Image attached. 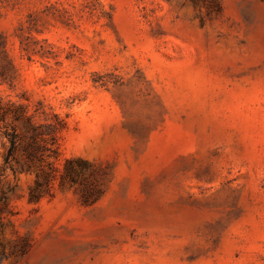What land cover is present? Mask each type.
Here are the masks:
<instances>
[{
    "label": "rangeland",
    "instance_id": "374dc122",
    "mask_svg": "<svg viewBox=\"0 0 264 264\" xmlns=\"http://www.w3.org/2000/svg\"><path fill=\"white\" fill-rule=\"evenodd\" d=\"M0 103V264H264V0H0Z\"/></svg>",
    "mask_w": 264,
    "mask_h": 264
},
{
    "label": "trees",
    "instance_id": "16d2710c",
    "mask_svg": "<svg viewBox=\"0 0 264 264\" xmlns=\"http://www.w3.org/2000/svg\"><path fill=\"white\" fill-rule=\"evenodd\" d=\"M9 114H12V117L14 119H18L21 116L19 111L17 110L11 111V109L0 103V121L5 122L6 121L5 117ZM26 119H29V117L26 116ZM3 134L6 136V138L9 140L10 143L6 155L4 157V162L8 163L11 160H13V153L18 144L17 141L19 137L15 130H13L12 132H8L7 130H5ZM51 134H52V128L49 124L35 125L28 123V126L26 127V135L28 141L24 144L22 148L21 155L23 156L24 159L22 165H20V170L22 171L28 170L32 166V163L35 160H41L43 158V152L49 150L47 142L51 141V139L53 138ZM70 162H71L70 160L66 161V165L64 167V173L70 171L68 167V164ZM36 177L37 178L35 181L34 188L29 191L30 200L38 199L40 197V192H38L40 187L43 185L45 187H48L50 183H52V180L55 179L54 175H51L50 173H43L42 171L37 172ZM69 178L71 182L74 181V178L72 176H70Z\"/></svg>",
    "mask_w": 264,
    "mask_h": 264
}]
</instances>
